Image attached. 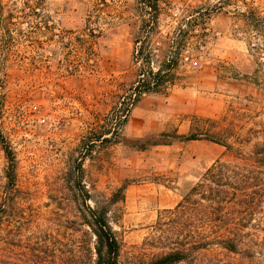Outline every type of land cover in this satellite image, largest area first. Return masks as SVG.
<instances>
[{
    "label": "rangeland",
    "instance_id": "rangeland-1",
    "mask_svg": "<svg viewBox=\"0 0 264 264\" xmlns=\"http://www.w3.org/2000/svg\"><path fill=\"white\" fill-rule=\"evenodd\" d=\"M148 5L0 0V264H91L74 261L93 243L78 219V168L98 204L125 187L108 214L119 264L149 261L162 253L155 222L232 160L204 136L228 132L246 155L264 142V0H159L146 41ZM136 50L153 55V71L167 54L175 75L167 95L141 96L123 120Z\"/></svg>",
    "mask_w": 264,
    "mask_h": 264
},
{
    "label": "trees",
    "instance_id": "trees-1",
    "mask_svg": "<svg viewBox=\"0 0 264 264\" xmlns=\"http://www.w3.org/2000/svg\"><path fill=\"white\" fill-rule=\"evenodd\" d=\"M148 1L152 14L146 41L157 35L159 11V0ZM140 42L139 38L135 39V47ZM163 57L153 71V55L135 51V62L141 61L142 67L129 89L123 120L141 96L167 95L173 85L175 63L167 54ZM228 136V132L218 138L204 136L205 141L223 147V156L232 160L214 162L181 201L155 222L151 243L162 253L149 261L132 264H264V142L246 155L233 149ZM184 139L193 141L196 136ZM3 152L7 161V186L14 191L15 160L7 147H3ZM82 179L78 168L74 183L85 206L84 211L79 210L78 219L87 227V236H92L93 243L92 248L85 243L74 261L86 258L91 264H119V242L108 214L111 206L123 202L125 187H120L101 205L81 185ZM89 201L94 203V208L86 205Z\"/></svg>",
    "mask_w": 264,
    "mask_h": 264
},
{
    "label": "built area",
    "instance_id": "built-area-1",
    "mask_svg": "<svg viewBox=\"0 0 264 264\" xmlns=\"http://www.w3.org/2000/svg\"><path fill=\"white\" fill-rule=\"evenodd\" d=\"M193 65H196V62H194Z\"/></svg>",
    "mask_w": 264,
    "mask_h": 264
}]
</instances>
